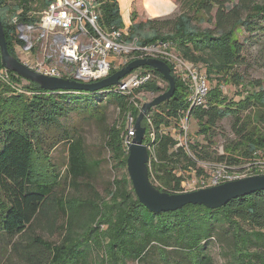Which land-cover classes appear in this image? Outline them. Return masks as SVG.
<instances>
[{"label": "trees", "instance_id": "16d2710c", "mask_svg": "<svg viewBox=\"0 0 264 264\" xmlns=\"http://www.w3.org/2000/svg\"><path fill=\"white\" fill-rule=\"evenodd\" d=\"M132 1L126 2L129 10ZM179 1L184 10L171 32L164 34L156 27L148 31L152 23H136L133 12L127 38L137 39L138 45H168L184 62L202 71L211 85L204 106L192 107L188 85L174 64L162 59L171 68L176 92L169 101L153 108L142 125L147 130L144 143L153 150H149L150 179L152 183L156 179V187L169 194L185 193L182 185L186 177L180 173L195 169L199 161H213L229 170L249 165L255 176L260 175L258 165L264 161V82L247 81L239 71L245 61V45L264 41V0ZM45 5L44 0H0V19L13 57L18 58L15 46L23 42L11 18L21 10L20 23H36ZM128 14L123 13V19L118 0L108 1L101 6L100 24L107 30L123 29L130 22ZM204 23L207 28H202ZM3 68L0 52V70ZM146 69L153 72L155 80L130 96L112 89L49 92L9 71L11 82L23 91L16 92L0 79V237L17 239L11 251L22 263L143 264L157 252L164 264H215L206 245L224 226L231 249V260L226 264H264V191L217 210L187 205L156 215L140 204L126 173V117L131 113L135 123L140 110L134 103L140 101L139 94L160 95L168 90L161 85L167 82L160 73ZM225 85L236 87L239 100L224 94ZM93 94L103 100H88ZM103 101L114 104L119 112L118 120L105 128V149L115 169L124 172L111 182L105 197L93 184L102 160L89 159L77 130H63L61 140L48 144V149L43 136V131L61 128L60 119L77 107L83 106L99 123H106L105 109L98 106ZM186 114L197 122L196 139L204 137L208 146L196 141L186 149L171 136V130L180 127ZM227 118L233 120L235 139L226 144L223 154L212 156L208 148L214 145L219 123ZM61 142L68 146L64 177L50 153ZM62 182L74 194L58 196ZM82 190L88 192L87 198L78 197ZM45 223L49 231L59 229L58 243L36 236L34 229ZM167 251H175L182 261L170 260Z\"/></svg>", "mask_w": 264, "mask_h": 264}, {"label": "built area", "instance_id": "2783aa9c", "mask_svg": "<svg viewBox=\"0 0 264 264\" xmlns=\"http://www.w3.org/2000/svg\"><path fill=\"white\" fill-rule=\"evenodd\" d=\"M44 1L46 5L38 13V22L20 23L18 15L21 10L11 18V24L16 27L17 36L23 42V45L15 46L16 54L29 69L46 77L95 83L108 78L112 71L125 68L132 61L166 59L174 66L183 67V80L189 87L191 106H204L210 88L202 71L172 53L168 45H138L137 39L128 41L130 23H125L124 28L119 30H107L100 24L101 6L111 0ZM0 79L13 89H18V92H23L11 82L9 71L5 68L0 70ZM154 80L155 75L151 70L140 67L120 80V85L105 90L112 89L130 96L136 89ZM134 105L141 111L144 102L140 100ZM190 120V115L186 114L180 127L171 130V136L178 141L182 140L180 136H187ZM148 122L152 124L150 119ZM134 124V118L129 113L126 117L128 134L124 141L127 150L134 135ZM244 178L247 175L243 172L220 170L213 172L208 179L202 178L199 184L204 189Z\"/></svg>", "mask_w": 264, "mask_h": 264}, {"label": "rangeland", "instance_id": "374dc122", "mask_svg": "<svg viewBox=\"0 0 264 264\" xmlns=\"http://www.w3.org/2000/svg\"><path fill=\"white\" fill-rule=\"evenodd\" d=\"M13 2V0H12ZM121 8L124 10V14H128L129 23L131 24V19L133 18L132 14L135 12L137 14L136 23H148L151 22V26H147V30L151 31L149 27H156L162 33H168L173 30V23L177 19V17L183 12L184 4L179 0H133L131 8L127 7V3L125 0H121ZM124 18V17H123ZM125 22V21H124ZM208 24H202V28H207ZM244 35L241 37V40H244ZM172 51V50H171ZM172 53L176 54L172 51ZM245 61L244 64L240 67L239 71L245 75L247 81H261L264 82V41L259 43H247L245 45ZM177 55V54H176ZM20 59V58H19ZM176 73L182 78L185 77V72L183 67L175 66ZM161 85L166 88L168 83H161ZM211 87L209 83V88ZM224 94L231 99L239 100L238 91L235 86L225 85L222 87ZM18 92V89H14ZM158 95L141 93L138 95L141 101L144 103L152 101ZM88 100L99 101L103 100L102 97L98 95H90L87 97ZM78 106V105H76ZM99 107H104L106 114V123H99L94 117L90 115L86 109L82 107H77L76 111L72 112L66 117L60 119L61 128H52L46 131H43L44 139L48 144L51 142L60 141L63 130H77L79 135L82 136L85 142L87 154L90 160H102L101 167L99 168L95 179L93 180V184L95 190L103 197L106 196L108 186L111 182L121 176L124 172L115 169L114 163L111 160L110 153L105 149V128L107 126L113 125L119 117V112L117 107L114 104L106 103L103 101L102 103H98ZM232 122L231 118H227L219 123L215 139L214 145L212 148H208L209 152L212 156H217V154H223V149L232 140L235 139L234 132L232 130ZM198 132V125L194 118H191L189 122V131L187 136H180L182 140L179 141L180 146L189 149L188 147L191 144H194L196 141L203 144V146H208L207 142L204 140V137H200L196 139V133ZM186 136V137H185ZM179 138V137H178ZM149 150L153 153L151 147ZM52 163L55 164L62 175L65 176V169L68 162V146L66 143L61 142L52 150H50ZM193 158V156L191 155ZM258 173L260 175H264V161L258 165ZM220 170L224 172H237L244 173L247 177L255 176L253 174V169L249 165L242 168H234L227 169L223 165L218 164L213 161H199L197 162V167L195 169H191L186 173L182 171L180 174H184L186 179L182 185L184 192H192L201 189L199 181L203 178V176H198L197 172H203V175L213 174V172H219ZM127 173V171H126ZM46 174V172H45ZM154 179V178H153ZM43 180H49L44 178ZM155 186H159L158 181L154 179ZM74 194L73 191L68 187L67 183L61 184L57 191V195H63L65 197L71 196ZM77 194V193H75ZM83 194V195H82ZM84 196L88 197V192L82 190L78 197ZM60 221L63 220V216L60 215ZM46 223L44 225H40L34 229L36 236H41L43 239L50 242L59 241V237L57 236V230L49 231L46 228ZM226 227L220 226L217 229V232L214 235V238L210 239L207 242L206 252L213 258L215 264H226L231 260V249L229 246L230 238L228 234L224 233ZM15 240V239H14ZM14 240H10L6 236L0 237V264H24L21 260L13 254L11 251V244ZM17 240V239H16ZM15 240V241H16ZM262 249V248H261ZM173 252L175 251H167L165 254L168 258L174 260H181L182 256H176ZM137 264V263H132ZM143 264H164L161 260L159 254L157 252L151 253L144 261Z\"/></svg>", "mask_w": 264, "mask_h": 264}, {"label": "water", "instance_id": "95a60500", "mask_svg": "<svg viewBox=\"0 0 264 264\" xmlns=\"http://www.w3.org/2000/svg\"><path fill=\"white\" fill-rule=\"evenodd\" d=\"M0 52L1 63L6 70L15 73L28 82L38 84L41 89L49 92L97 93L120 85V80L140 67H150L163 76L168 83V90L152 101L144 103L135 121L134 135L128 148L127 173L140 204L149 212L156 215L175 212L187 205L204 206L209 210H217L233 200L264 191V175L251 176L215 187L180 194L161 192L152 183L149 170V147L144 143L147 130L142 122L153 108L169 101L175 95L176 81L169 64L166 62L154 58L135 60L108 78L95 83H81L69 79L46 77L29 69L18 58L10 54L1 19Z\"/></svg>", "mask_w": 264, "mask_h": 264}, {"label": "crops", "instance_id": "0c3cea01", "mask_svg": "<svg viewBox=\"0 0 264 264\" xmlns=\"http://www.w3.org/2000/svg\"><path fill=\"white\" fill-rule=\"evenodd\" d=\"M118 2H119V5H120V9H121V14H122V16H123V12H122V8H121V0H118ZM125 2H127V0H125ZM131 4V3H130ZM124 17V16H123ZM124 19V18H123ZM125 21V20H124Z\"/></svg>", "mask_w": 264, "mask_h": 264}]
</instances>
